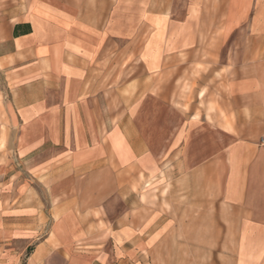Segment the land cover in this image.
<instances>
[{
	"label": "crops",
	"instance_id": "1",
	"mask_svg": "<svg viewBox=\"0 0 264 264\" xmlns=\"http://www.w3.org/2000/svg\"><path fill=\"white\" fill-rule=\"evenodd\" d=\"M186 57L223 115L166 95ZM0 101V264H137L185 220L190 251L264 264V0H0Z\"/></svg>",
	"mask_w": 264,
	"mask_h": 264
},
{
	"label": "rangeland",
	"instance_id": "2",
	"mask_svg": "<svg viewBox=\"0 0 264 264\" xmlns=\"http://www.w3.org/2000/svg\"><path fill=\"white\" fill-rule=\"evenodd\" d=\"M184 16V14H183ZM207 58L199 59L198 63L196 64V68L190 71L189 69V57L183 58L182 66V72L178 73H167L166 78L170 79L171 81L176 78L177 81V89H173V87H167L165 90V93L167 96L175 97L178 100L183 102V109L185 111H189L191 109V106H195L197 108V114L200 115L202 111L208 110L210 112H219L221 115H223V111L221 108V90H216L215 88L210 89L209 85H212V78L217 77V80L220 81V75H211L210 73H207V67L203 62ZM214 62H218L220 59H215ZM210 59V60H212ZM217 60V61H216ZM186 61V62H185ZM187 63V64H186ZM137 64V63H135ZM220 64V63H218ZM136 68H133L132 72L125 73V74H118L119 80H129L130 78L137 77V73L135 71ZM197 69V70H196ZM163 76V74L161 75ZM151 79L155 81V90L158 88V74H151ZM216 79V78H215ZM6 96L8 98V93H6ZM198 101V102H197ZM2 101H0L1 103ZM9 102V101H7ZM208 106V107H207ZM4 129V125L2 127ZM215 136V139L213 140V145L215 148L221 146V140H218ZM201 137V136H199ZM198 137L197 140H194V142H197L196 145L201 146L205 143ZM211 143V142H210ZM209 143V144H210ZM45 157H39V159H44ZM57 159V157H54ZM162 157L161 159H163ZM198 158H200L198 156ZM108 160H110V157H108ZM13 163V162H12ZM108 164V163H107ZM9 168V166L7 167ZM11 173H6L5 171H0V180L4 179H10ZM28 176V173H26ZM106 174L104 173L103 169V179L105 178ZM85 178V177H84ZM134 178H135V192L140 193L142 195L143 201L149 202L152 207H156L155 204L157 202L158 195L164 196V193L166 191V188L159 191L156 187L154 188L153 185L147 186L146 184L149 181H145V176L142 172H134ZM73 180L71 177L70 181ZM169 187V186H167ZM113 213L116 215H121L125 210V203L118 201V203L112 207ZM214 213H216V210L214 209ZM108 222V221H107ZM110 222V221H109ZM115 222V221H111ZM183 225L180 227L178 226L177 234H172L169 237H166L165 241L159 242V246H156V249L153 251H146L141 253H134L135 259L134 263L137 264H235L234 257H235V237L234 236H219L215 234L213 236V244L212 247L213 250H205V245L202 247L203 250L199 249L198 251H190L189 250V242L190 237L186 235L189 231V220L182 221ZM186 223V224H185ZM185 224V225H184ZM119 225V223H118ZM222 226L227 227V222L223 221H217L215 219L214 221V229L215 233L216 231H219L217 228H222ZM112 228L110 227L109 230ZM221 231V230H220ZM112 233V230L111 232ZM205 236H198L197 239L199 240L198 243L200 244V241L205 240ZM116 239L118 241H116ZM212 237L208 238V243H210ZM109 243V249L111 248V263H117V259L121 261V258H124L125 252L124 250L121 251L119 248L120 241L118 237H112ZM201 247V246H199ZM31 251V248H29L27 251H25L23 256V263H25L26 256ZM118 261V263H120Z\"/></svg>",
	"mask_w": 264,
	"mask_h": 264
},
{
	"label": "built area",
	"instance_id": "3",
	"mask_svg": "<svg viewBox=\"0 0 264 264\" xmlns=\"http://www.w3.org/2000/svg\"><path fill=\"white\" fill-rule=\"evenodd\" d=\"M262 143H264V138L262 139Z\"/></svg>",
	"mask_w": 264,
	"mask_h": 264
}]
</instances>
